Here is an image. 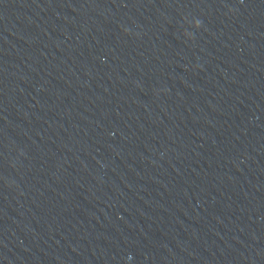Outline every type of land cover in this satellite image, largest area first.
<instances>
[{"label": "water", "instance_id": "1", "mask_svg": "<svg viewBox=\"0 0 264 264\" xmlns=\"http://www.w3.org/2000/svg\"><path fill=\"white\" fill-rule=\"evenodd\" d=\"M0 264H264V0H0Z\"/></svg>", "mask_w": 264, "mask_h": 264}]
</instances>
